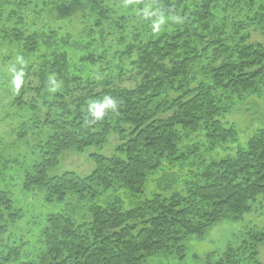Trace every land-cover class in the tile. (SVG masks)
<instances>
[{
  "label": "trees",
  "instance_id": "16d2710c",
  "mask_svg": "<svg viewBox=\"0 0 264 264\" xmlns=\"http://www.w3.org/2000/svg\"><path fill=\"white\" fill-rule=\"evenodd\" d=\"M73 1L0 0V69L9 63L22 74L18 88L7 78L9 106L21 110L11 130L17 139L34 135L39 151L20 191L59 206L35 222L34 234L14 239L25 211L14 185L0 186V264L183 261L191 238L240 219L264 195V127L234 154L191 160L203 157L202 147L211 153L236 142L228 115L264 96V45L248 33L258 26L264 34V0H143L148 24L165 20L164 31L148 35L129 30L120 0ZM105 96L116 110L91 119L89 106ZM112 133L119 144L92 155L89 175L48 174L68 149L104 145ZM262 244L264 228L252 230L205 264H264Z\"/></svg>",
  "mask_w": 264,
  "mask_h": 264
},
{
  "label": "rangeland",
  "instance_id": "374dc122",
  "mask_svg": "<svg viewBox=\"0 0 264 264\" xmlns=\"http://www.w3.org/2000/svg\"><path fill=\"white\" fill-rule=\"evenodd\" d=\"M79 0H74L72 4L77 7ZM143 0H120L117 5V10L120 15H124L127 19H130V29L136 26L134 32L138 31L143 34L160 33L165 29L162 27L165 20L153 21L148 24L149 20H145L140 16L142 11H148V5H144L140 8ZM220 5H218L219 7ZM229 8L227 13L234 14ZM220 10V9H219ZM217 10L218 13L223 11ZM79 12V13H78ZM220 15V14H219ZM80 21L81 9L75 10L74 17ZM147 18V15H144ZM72 19V18H71ZM138 21H140L138 23ZM139 24V26H138ZM250 34V40L252 42H259L264 45V34L258 26H252L248 31ZM127 35V33H125ZM124 45V44H123ZM120 47V46H119ZM7 52V50H2ZM20 51L15 50L13 53L18 55ZM20 56V54L18 55ZM120 53H116L114 56L110 54L111 63L114 65L118 60ZM18 60V59H16ZM15 60V61H16ZM9 64V63H8ZM6 64L0 69V120L5 114L9 113V119L6 123L0 122V151L6 150L11 145L14 151H17L13 156H1L0 153V186H11L13 191V199L17 205L22 206L25 214L24 218L15 227H12L11 234L14 239H18L22 235L34 234L39 226L35 223L43 219L49 212H56L59 210V206L46 205L43 202L30 199H26L21 193V182L25 175V171L30 168L32 163L38 159L39 151L37 148V140L34 135H29L27 138L17 139L14 132L11 130L19 126V117L15 112H21V110H14L9 106L13 99L14 93L11 91L10 83H7V78L10 79L15 75L13 70V64ZM13 113V114H12ZM227 121L234 123L238 129V140L233 143H228L223 148L219 147L207 153L203 149V157L192 156L191 160L197 162L199 159H204L209 162L212 158L219 159L228 153L234 154L239 146L246 144L247 140L254 134L259 127H264V96L255 101H249L246 103H240L236 106L233 113L228 115ZM109 141L104 145H92L87 147L83 151H77L75 149H68L60 157V162L48 170L50 176L61 175L64 172L72 171L81 176L89 175L95 168V162L92 157L93 154H105L109 155L114 151V148L119 144L117 136L112 133L109 136ZM3 150V151H4ZM25 157V158H24ZM10 158L18 159L17 164H10V168L3 165V161L10 160ZM12 165V166H11ZM5 168V169H4ZM252 210L245 213L238 220H225L217 225L211 227L203 238H191L188 241V251L183 261L171 260L164 262L167 264H205L206 255L213 251H220L229 239H235L236 237H242L247 232L252 230H261L264 228V195H259L254 202H252ZM34 222V223H33ZM160 259H155L149 264H159ZM259 260L264 262V244L260 246ZM244 264V263H243Z\"/></svg>",
  "mask_w": 264,
  "mask_h": 264
},
{
  "label": "clouds",
  "instance_id": "9594fccd",
  "mask_svg": "<svg viewBox=\"0 0 264 264\" xmlns=\"http://www.w3.org/2000/svg\"><path fill=\"white\" fill-rule=\"evenodd\" d=\"M22 82V74L15 73L12 79V84L14 87H20ZM117 103L115 99L105 96L100 100L93 101L89 106V115L93 120L103 119L110 111H115Z\"/></svg>",
  "mask_w": 264,
  "mask_h": 264
}]
</instances>
